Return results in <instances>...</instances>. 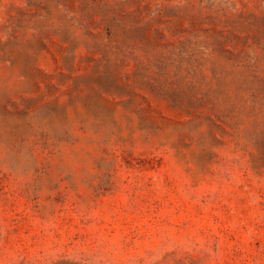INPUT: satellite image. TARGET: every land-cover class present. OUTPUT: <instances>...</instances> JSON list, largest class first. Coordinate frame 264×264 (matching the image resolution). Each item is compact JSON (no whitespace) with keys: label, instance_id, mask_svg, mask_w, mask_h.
I'll use <instances>...</instances> for the list:
<instances>
[{"label":"rangeland","instance_id":"374dc122","mask_svg":"<svg viewBox=\"0 0 264 264\" xmlns=\"http://www.w3.org/2000/svg\"><path fill=\"white\" fill-rule=\"evenodd\" d=\"M0 264H264V0H0Z\"/></svg>","mask_w":264,"mask_h":264}]
</instances>
